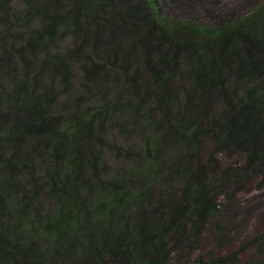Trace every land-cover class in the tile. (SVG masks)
<instances>
[{
	"label": "trees",
	"instance_id": "16d2710c",
	"mask_svg": "<svg viewBox=\"0 0 264 264\" xmlns=\"http://www.w3.org/2000/svg\"><path fill=\"white\" fill-rule=\"evenodd\" d=\"M109 132L142 146L105 181ZM249 180L264 187V0L207 23L158 0H0V264H238L255 247L264 264V235L193 254Z\"/></svg>",
	"mask_w": 264,
	"mask_h": 264
},
{
	"label": "rangeland",
	"instance_id": "374dc122",
	"mask_svg": "<svg viewBox=\"0 0 264 264\" xmlns=\"http://www.w3.org/2000/svg\"><path fill=\"white\" fill-rule=\"evenodd\" d=\"M162 12L170 18L193 19L207 23L216 17L242 16L252 12L261 0H158ZM60 47H66L64 43ZM75 79L73 86H77L80 80L78 72H73ZM127 135V134H126ZM106 146L100 149V154L108 166V173L102 177L105 181L113 174L123 171H133L137 168L136 160H129L126 156L119 159L116 156L117 149H140L142 138L140 135L125 138L115 132L106 133ZM211 151V145L204 143L201 157L207 161ZM237 157L219 156V166L225 167L234 163ZM48 165L38 164V175L43 177ZM242 180H238L240 183ZM43 180L40 181L42 183ZM259 188V180H249L242 192H222L217 200L218 214L213 219L204 234L202 241L197 245L193 254L195 259L199 257L225 256L239 250L246 242L264 235V187ZM42 192H44L42 190ZM43 213L51 212L53 202L41 194ZM229 196V197H227ZM236 217V218H235ZM264 243V242H263ZM181 255V254H180ZM176 256V255H175ZM260 255L256 247L243 252L238 258V264L258 263ZM181 260L176 263L180 264Z\"/></svg>",
	"mask_w": 264,
	"mask_h": 264
}]
</instances>
